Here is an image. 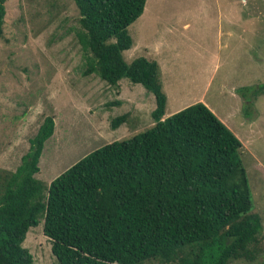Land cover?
Masks as SVG:
<instances>
[{"label": "trees", "instance_id": "trees-1", "mask_svg": "<svg viewBox=\"0 0 264 264\" xmlns=\"http://www.w3.org/2000/svg\"><path fill=\"white\" fill-rule=\"evenodd\" d=\"M84 75L122 78L154 95L152 126L74 163L48 186L35 177L52 116L30 138L14 170L0 169V264H33L22 245L43 219L58 264H264L263 224L254 211L239 138L204 103L166 115L157 61L123 52L146 0H73ZM6 0H0V36ZM257 94L264 92V84ZM247 88H241V92ZM126 113L111 120L117 128Z\"/></svg>", "mask_w": 264, "mask_h": 264}, {"label": "rangeland", "instance_id": "rangeland-1", "mask_svg": "<svg viewBox=\"0 0 264 264\" xmlns=\"http://www.w3.org/2000/svg\"><path fill=\"white\" fill-rule=\"evenodd\" d=\"M4 6L0 169L19 166L47 116L54 120V131L44 142L35 174L45 186L92 151L153 125L154 95L141 84L122 78L109 85L82 73L73 0H6ZM128 32L133 45L123 58L159 63L167 116L204 101L240 136V158L264 237V92L256 89L264 84V0H146ZM124 113L126 121L113 129L111 120ZM22 245L33 264H58L42 218Z\"/></svg>", "mask_w": 264, "mask_h": 264}, {"label": "crops", "instance_id": "crops-1", "mask_svg": "<svg viewBox=\"0 0 264 264\" xmlns=\"http://www.w3.org/2000/svg\"><path fill=\"white\" fill-rule=\"evenodd\" d=\"M159 64V63H158ZM159 67H160V65H159ZM199 100H201V99H199ZM202 102H204V101H202ZM205 103V102H204ZM206 105H208L207 103H205ZM211 109V108H210ZM212 110V109H211ZM213 111V110H212ZM214 112V111H213ZM215 113V112H214ZM216 114V113H215ZM167 115V114H166ZM217 117L239 138V140L240 141H242L241 140V138H240V136L238 135V133L234 130V129H232L231 127H230V125L225 121V119H222V118H220L218 115H217ZM232 122V121H231ZM233 123V122H232ZM239 124V126H241V124L240 123H238ZM242 144H243V141L241 142Z\"/></svg>", "mask_w": 264, "mask_h": 264}, {"label": "clouds", "instance_id": "clouds-1", "mask_svg": "<svg viewBox=\"0 0 264 264\" xmlns=\"http://www.w3.org/2000/svg\"><path fill=\"white\" fill-rule=\"evenodd\" d=\"M152 111V110H151Z\"/></svg>", "mask_w": 264, "mask_h": 264}]
</instances>
